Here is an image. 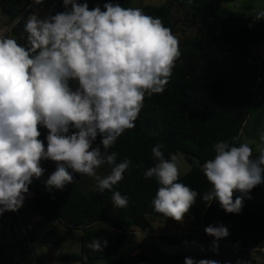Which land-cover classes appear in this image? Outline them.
<instances>
[{"label":"trees","instance_id":"1","mask_svg":"<svg viewBox=\"0 0 264 264\" xmlns=\"http://www.w3.org/2000/svg\"><path fill=\"white\" fill-rule=\"evenodd\" d=\"M31 1L0 0L4 24H11ZM89 1L90 9L100 6L103 10V5L109 2L131 7L130 0ZM236 1L239 0H168L165 5L141 8L145 14L159 17L178 37L181 57L165 91L145 97L135 128L125 131L109 149L110 153L118 154L117 162L127 158L133 165H143L130 166L123 180L113 187L112 191L127 197V206L115 207L112 191H91L94 179L78 173H72L73 184L49 193L45 184L56 170V164L44 160L41 162L44 174L29 186L32 195L26 196L24 205L16 212L0 215V264H42L35 246L58 248L64 241L63 235H67L66 240L78 242L80 251L57 254L56 260L60 263L184 264L185 258L190 257L196 261L216 260L220 264H264L261 252L264 249V184L250 191L251 199H244L240 214L226 213L215 201L206 207L202 200L212 188L202 166L214 158L213 145L220 141L237 146L242 143V132L250 123L251 106L258 110L251 123L253 128L264 123V55L261 54L264 19L256 20V15L236 18L219 14L225 10L223 6ZM43 3L48 14L65 11L61 0ZM23 27L24 22L11 30V35L20 43L24 41L19 37L26 35ZM191 29L192 36L180 39ZM219 54L224 56L218 61L221 68L213 67V60ZM233 64V70L239 65L238 85L230 81L231 75H235L230 66ZM257 68H260L258 75ZM39 130L46 146L48 130L44 127ZM234 136L238 137L235 142L231 139ZM99 141L97 137L95 143ZM157 144L164 146L166 158L171 154L182 155L188 170L179 177V182L198 193L196 203L184 218V222H191L190 232L181 233L180 227L187 226L171 218H168L173 225L171 233L156 235L152 227V221L165 218L154 211L151 203L159 185L155 178L145 179L143 175L157 163L152 154ZM258 155L253 153L254 158ZM97 173L106 176L110 167L103 165ZM239 195L235 192L233 199ZM96 223H103L114 231L103 252L88 247L93 239H99L92 230ZM221 223L230 234L219 241L218 251L214 252L209 245L212 246L215 238L209 239L204 229ZM132 228L143 233L139 242ZM6 231L9 240H5Z\"/></svg>","mask_w":264,"mask_h":264},{"label":"clouds","instance_id":"2","mask_svg":"<svg viewBox=\"0 0 264 264\" xmlns=\"http://www.w3.org/2000/svg\"><path fill=\"white\" fill-rule=\"evenodd\" d=\"M87 2L63 0L65 11L55 15L19 14L16 22L23 20L26 34L19 40L24 43L0 29V215L18 211L32 195L29 186L44 174V160L56 164L45 184L49 193L73 184L72 173L93 178V192L112 191L130 166L143 167L127 158L117 162L118 154L109 149L135 128L145 97L165 91L181 57L179 39L159 17L139 7L109 2L103 10L90 9ZM255 19H264V10ZM41 127L48 130L46 146ZM260 141L255 158L246 142L213 145L214 158L202 166L212 185L202 197L206 207L215 201L228 214L241 213L250 191L264 184V133ZM163 147L152 148L157 163L143 175L159 185L151 201L154 211L182 224L198 193L179 182L178 157L166 158ZM103 165L110 167L106 176L97 173ZM235 192L241 195L233 199ZM112 203L123 208L128 200L112 191ZM204 231L215 238L214 252L230 234L222 223ZM107 245V239L99 238L88 247L103 252ZM184 264L220 262L186 257Z\"/></svg>","mask_w":264,"mask_h":264},{"label":"rangeland","instance_id":"3","mask_svg":"<svg viewBox=\"0 0 264 264\" xmlns=\"http://www.w3.org/2000/svg\"><path fill=\"white\" fill-rule=\"evenodd\" d=\"M167 1L168 0H130L131 2L130 6L139 7V8H142L143 6H146V5L147 6H160V5H165ZM61 2L63 4V0H61ZM222 9H225V10L219 11L220 12L219 14L223 16L229 15V16H233L236 18L245 17L247 15L255 16L257 12L264 10V0H239L233 4H228V5L223 6ZM229 11H231V14H226V13H230ZM3 23H4V18H3V15H1L0 13V26ZM192 35H193V29H191L185 34H182L181 37L180 36L179 37L180 39H184ZM221 59H224V56H221V54H219L216 57V61L213 60V67L221 68L218 62V61L221 62ZM238 60H239L238 62L239 64L240 58ZM230 66H231V71H232L235 67V64L230 65ZM238 68H239V65L236 67L235 70L232 71V72H235V75L234 76L231 75L230 81L234 85L240 84V81H241V77L239 76V73H238L239 71ZM258 69L260 68L256 69L257 75L260 73V70L258 73ZM227 70L229 69L227 68ZM257 115H258V110L251 106L250 121H249L250 123H248L245 126V130L244 132H242V138H241L242 143L244 142L249 143L250 146L253 147V153H259L258 148L261 146L260 135L261 133H264V123L260 124L258 127H255V128H253V126L251 125V123L254 121V118ZM177 157L180 163V176H182L187 172L188 168L187 166H184L185 163L183 161L182 155L178 154ZM152 223H151L152 227L156 229L155 230L156 235H159L162 233L173 232V225L168 220V218H163L160 220L158 219L157 222L152 221ZM190 223L191 222L189 221L183 222L182 224L187 226V228L180 227L179 229L180 232L181 233L190 232V230H188V227L191 225ZM92 230L94 231L95 235L98 238H106V239H111L113 236V232H114L112 229L106 227V225L103 223L94 224L92 227ZM135 230H136L135 237L137 241L139 242L143 238V233L138 229H135ZM63 237H64V241L59 245L58 248H53L51 246H44V245L35 246L36 251H37V256L39 257V260L42 262V264H78V263H60L56 260V255L59 253L60 254H77L80 251V244L78 242L66 240L67 235H63ZM9 238H10L9 232L6 231L5 240H9ZM155 244H156L155 242H152V245H155Z\"/></svg>","mask_w":264,"mask_h":264},{"label":"built area","instance_id":"4","mask_svg":"<svg viewBox=\"0 0 264 264\" xmlns=\"http://www.w3.org/2000/svg\"><path fill=\"white\" fill-rule=\"evenodd\" d=\"M44 1L45 0H43V2ZM46 9L47 8L44 5V3L36 5V4L33 3V1H31L30 4L27 5V7L24 8V10L21 12V15H19L18 17L26 18L31 12H38L39 15L41 17H43V16L48 15V12H47ZM17 18L9 25L8 24L7 25L1 24L0 29H6L7 30L6 34L9 35L11 33L12 28H14L17 24H19V23L21 24L23 22V20H22L19 23H17L16 22ZM261 54L264 55V52H262ZM209 248L212 249V246L209 245ZM261 252H262V254H264V249H262ZM240 260H243V259H240Z\"/></svg>","mask_w":264,"mask_h":264},{"label":"crops","instance_id":"5","mask_svg":"<svg viewBox=\"0 0 264 264\" xmlns=\"http://www.w3.org/2000/svg\"><path fill=\"white\" fill-rule=\"evenodd\" d=\"M132 231H136L135 228H132Z\"/></svg>","mask_w":264,"mask_h":264}]
</instances>
